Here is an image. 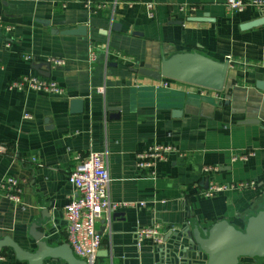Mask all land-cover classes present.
Returning a JSON list of instances; mask_svg holds the SVG:
<instances>
[{
    "label": "crops",
    "instance_id": "1",
    "mask_svg": "<svg viewBox=\"0 0 264 264\" xmlns=\"http://www.w3.org/2000/svg\"><path fill=\"white\" fill-rule=\"evenodd\" d=\"M65 1L0 0V182L11 177L22 191L21 206L0 195V240L33 251L29 227L47 211L51 234L58 244H67L63 208L76 197L67 176L76 158L88 152L105 154L109 200L132 204L96 222L102 242L95 264H140L136 242L152 244L139 242L136 232L153 222L175 229L196 223L206 230L225 219L240 229L263 210L264 92L255 82H264V25L239 27L264 17V11L228 14L226 0H88L92 11L83 1L63 7ZM147 5H152L151 18ZM189 6L197 9L181 10ZM79 26L84 35L60 34ZM183 56L227 63L223 90L202 96L197 86L133 72L158 71L162 62ZM24 75L53 81L63 94L8 89ZM151 87L168 92L148 104L144 96ZM73 100L82 101V112L72 111ZM246 120L258 123L243 124ZM154 144L173 145L183 156L159 164L153 178L135 167V154ZM246 152L254 156L231 161ZM204 166L218 172L205 178ZM206 179L254 181L256 187L205 198L199 192ZM157 254L147 252L143 264H166ZM0 257V264H26L8 248ZM203 263L200 255L192 264ZM42 264L65 263L46 259ZM239 264H264V258Z\"/></svg>",
    "mask_w": 264,
    "mask_h": 264
},
{
    "label": "water",
    "instance_id": "2",
    "mask_svg": "<svg viewBox=\"0 0 264 264\" xmlns=\"http://www.w3.org/2000/svg\"><path fill=\"white\" fill-rule=\"evenodd\" d=\"M193 21L204 22L206 20L194 19ZM261 25H264V17L242 24L239 28L243 31ZM60 34L64 36L84 35L85 27L79 26L72 30H64ZM133 72L157 82L165 78L219 92L224 88L227 63L220 64L201 57L183 56L162 62L158 71L137 69ZM255 88L264 92V82L256 81ZM146 90L150 91L149 95L144 96L148 104H152V98H158L162 93L168 92L166 89L154 87ZM171 95L174 94L171 93ZM70 106L74 113L83 111L82 101L73 100ZM257 123L253 120L243 122V124ZM51 222L53 221L47 211H43L41 220L30 225L28 235L35 244L33 251L22 250L9 238L0 240V251L11 249L15 260L26 264H42L46 259L55 262L62 261L65 264H86L74 257L67 244H58L51 234L49 227ZM169 239L176 240L172 245L166 244ZM136 247L135 259H140V264H143L145 260L143 256L153 249L158 252L157 259L163 258L166 264H192L200 255L206 260L205 264H239L242 259L264 258V209L249 217L240 229L235 228L225 219L213 223L206 230L199 229L194 223L191 229L186 225L181 229L168 232L162 244L146 248L138 247L136 242Z\"/></svg>",
    "mask_w": 264,
    "mask_h": 264
},
{
    "label": "built area",
    "instance_id": "3",
    "mask_svg": "<svg viewBox=\"0 0 264 264\" xmlns=\"http://www.w3.org/2000/svg\"><path fill=\"white\" fill-rule=\"evenodd\" d=\"M84 2V7L92 11V5L88 0H66L63 7L68 2ZM226 13H242L247 9H254L257 12L264 11V0H226L224 5ZM97 11L103 9V6H94ZM149 17L152 16V5H147ZM195 6L187 8L181 7V10L194 12ZM12 28L6 27L9 32ZM28 60V58H26ZM95 54L92 49L89 50V62H93ZM53 65H62L61 60H52ZM164 87L167 84H163ZM9 90L20 92H33L42 94L62 95V88L53 81L39 79L37 77L24 75L11 81L8 84ZM209 91L201 89L200 95H207ZM210 93V92H209ZM213 95V94H211ZM215 98L216 94L213 95ZM30 118L28 114L24 116ZM3 151V149H0ZM183 156L181 151L170 144H154L147 149L135 154V167L139 170H145L150 177H155V169L159 164L169 161L170 156ZM253 152L234 156L231 161L245 162L253 157ZM36 163V160H32ZM218 172L217 167L204 166L202 174L205 178H210L212 174ZM207 180V179H206ZM67 182L76 190V197L71 199L63 208L65 220V240L71 248L74 256L86 262L94 264L95 256L101 246L102 235L95 229L96 222L102 217L109 219L111 214L119 209L127 208L132 204L111 202L108 195L109 177L106 170L105 154L88 152L84 156H78L73 169L67 176ZM254 181H238L227 184H220L212 179L207 180L206 188L200 190V196L208 198L220 193L242 192L254 189ZM21 189L17 180L7 177L0 182V195L15 205L21 206ZM174 231V228L165 226L159 222H153L148 227H141L136 232V237L140 241L147 240L152 245L162 244L164 236ZM4 258L0 257V261Z\"/></svg>",
    "mask_w": 264,
    "mask_h": 264
},
{
    "label": "bare ground",
    "instance_id": "4",
    "mask_svg": "<svg viewBox=\"0 0 264 264\" xmlns=\"http://www.w3.org/2000/svg\"><path fill=\"white\" fill-rule=\"evenodd\" d=\"M261 14V13H260ZM161 81V80H160ZM201 89H205V88H201V87H199V93H200V91H201ZM205 90H209V89H205ZM207 185V184H206ZM205 189V188H204ZM164 225V224H163ZM166 226V225H165ZM171 227V226H170ZM174 230H177V229H175L174 228ZM99 233V232H98ZM101 234V233H100ZM165 237V236H164ZM163 243V242H162ZM68 245V244H67ZM69 246V245H68ZM70 248V247H69ZM71 249V248H70ZM72 251V250H71ZM73 253V252H72ZM74 255V254H73ZM75 257V256H74ZM76 258V257H75ZM76 259H78V258H76ZM78 260H80V259H78ZM81 261H83V260H81ZM85 262V261H84ZM86 263V262H85ZM206 263V260L204 259V263L203 264H205ZM95 264V263H94Z\"/></svg>",
    "mask_w": 264,
    "mask_h": 264
}]
</instances>
